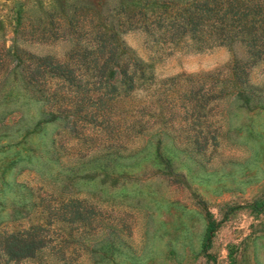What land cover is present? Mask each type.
I'll return each instance as SVG.
<instances>
[{"label": "rangeland", "instance_id": "374dc122", "mask_svg": "<svg viewBox=\"0 0 264 264\" xmlns=\"http://www.w3.org/2000/svg\"><path fill=\"white\" fill-rule=\"evenodd\" d=\"M196 1L0 0V264H264V52L168 39ZM95 31L146 65L115 103L90 70L112 43L79 60Z\"/></svg>", "mask_w": 264, "mask_h": 264}, {"label": "trees", "instance_id": "16d2710c", "mask_svg": "<svg viewBox=\"0 0 264 264\" xmlns=\"http://www.w3.org/2000/svg\"><path fill=\"white\" fill-rule=\"evenodd\" d=\"M133 18L134 14L127 20L133 21ZM174 20L175 22L172 21L173 29L164 33L169 36L168 39L187 35L190 40L198 42L195 47L197 49L222 45L231 47L236 42H240L245 45L246 52L250 56L255 57L264 52V42H261L262 46H259L261 43L256 46V42L264 38V7L253 0H198L192 4V10L184 8L183 13L175 14ZM145 21L146 19L143 18L141 22L145 23ZM90 41L98 48L91 52L84 49L79 59L83 62L87 57L92 58L93 53L102 54L103 49L112 43L106 51L108 57L99 65L95 61L97 56L93 58L91 60L93 67L90 70L94 72L92 77L97 84L95 90L103 88V96L115 103L120 96H126L136 88V82L144 77L146 65L138 58H130L128 55L129 62L119 67L118 58L127 54V51L114 32L105 36L104 33L95 31ZM40 68L43 69L42 73L45 72L70 87H78L73 70L66 64L52 62L46 56L37 60L34 69L38 72ZM104 73L107 75L104 76ZM40 98L46 103H52L53 100L55 103L58 100L55 94H42ZM46 114L49 117H46L45 122L57 117V114L51 110ZM110 160L115 162V157H110ZM36 248L31 241L12 239L6 241L4 250L10 258H22L31 256Z\"/></svg>", "mask_w": 264, "mask_h": 264}]
</instances>
